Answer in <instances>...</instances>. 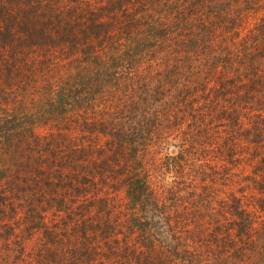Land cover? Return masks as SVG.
Here are the masks:
<instances>
[{"label": "trees", "instance_id": "trees-1", "mask_svg": "<svg viewBox=\"0 0 264 264\" xmlns=\"http://www.w3.org/2000/svg\"><path fill=\"white\" fill-rule=\"evenodd\" d=\"M259 7L258 10L264 12V0H0V166L14 172L15 163H18L34 171L40 187L44 188L45 183L49 187L50 191L47 188V193L44 192L47 202H31L34 198L43 201L34 191L37 195L26 193L31 198L26 201L28 205H23L27 207L26 214L33 212L43 220L33 222L35 226L32 227L47 235V253L49 239L53 237V253L57 250L58 255L61 254L64 230L53 233L45 226L48 225L46 220L53 225L62 224L61 228L71 223L75 243L65 257L67 264H93L92 247L86 243L90 235L96 237L97 250L100 249L98 244L107 241V237L114 238L113 243L118 241L108 223V212L104 215L96 210L85 216L83 211L69 209L70 206L77 208L75 201L78 198L87 202L85 207L90 211L107 204L109 198L103 189L82 199L83 189L72 181L74 175L71 173L68 178H71L72 188L64 186L67 181L61 173L72 163L67 158L66 147L72 146L71 138L78 136V131L84 135L104 131L110 136L104 147L120 153L119 159L116 153L112 155L115 160L120 162L121 156L126 155L121 161L126 175L119 179L125 183L133 205L150 203L159 207L161 213L168 204L167 199L162 204L158 201L146 180L148 175L142 174L143 162L138 157L142 137L140 126L121 134L122 127L134 117V103L141 94L130 91L139 77L135 67L140 58L147 57V66L154 65L156 70L151 71L144 82L145 97L154 91L161 97L174 95L176 98L163 112L170 122L164 132L179 133L180 114L184 116L186 110H195L193 105L185 103L192 91L182 88V80L191 84L201 80L202 92L208 87L215 98L223 97L222 100L229 102L225 105L211 96L209 101L203 99V103H199L195 112H200L202 120L213 114L222 117L224 135H214L219 146L210 148L211 153L214 152L211 159L204 153L199 158L183 152L170 157L171 168L180 171L185 167L190 175L185 184L187 190L184 188L180 196L177 189L173 190L178 196H171L172 206L181 205L195 193L198 196H193V211L205 219L206 226H200H208V229L201 228L206 232L204 238V233L198 234L199 229L192 231L197 240L220 242L222 246L231 244L233 252L220 255L222 264H264V218L258 226L255 216L257 212L264 216V14L255 23L253 31L242 37V47H237L238 41L234 46L230 45L237 27L243 23V12ZM167 40L174 45L170 44V47ZM156 53L162 54L157 63L154 61ZM218 66L227 74L220 75L219 81L211 82L208 71ZM185 69L189 75L183 78ZM256 100L255 109L253 102ZM243 102L252 104L251 107L240 105L245 108L244 116L249 117L244 127L237 114L239 103ZM252 106L254 110L250 115L247 109ZM194 113L193 118L197 119L199 114ZM161 120L153 118L152 131ZM241 139L244 140L242 143ZM195 146L196 154L198 146ZM246 152L257 158L258 163V167L247 175L246 184H251V189H246V185L238 186L229 179L215 182L220 164L229 170L228 166H234L233 162ZM197 163L201 164V170L197 169ZM73 166L67 170H72ZM121 167H105L100 171L101 177L91 174L100 179L105 176V170L113 172ZM55 173L59 178L51 177ZM2 176L0 171V185ZM222 185H227L230 191L218 200L216 191ZM28 186L31 190L34 188L31 183ZM4 191L0 190V205L3 206L0 224L7 221L5 212L9 206L3 202L7 199ZM54 200L57 202L49 207ZM215 203H219V207ZM10 205L15 208L13 203ZM210 207H217L223 214L220 217L222 225L220 219L212 225L214 216L211 215L215 212L210 211ZM51 208L56 212L49 213ZM141 209L147 212V207ZM129 219L134 222L133 226L142 230L152 226L151 219L136 212L130 214ZM4 226L7 230L9 226L14 227L8 223ZM80 238H83L82 243L78 241ZM240 242L242 245L238 246ZM15 244L18 246L16 252L5 251L0 264H30L32 259L24 257L26 252L22 258L20 256L22 248H28L22 234ZM76 245H82V248ZM134 246L140 247L139 243ZM126 247L119 253L126 254L127 250L137 256L144 253L142 248L135 253L131 244ZM238 253L239 260L234 259L233 254ZM206 260L204 264H211L209 259ZM40 264L47 262L40 258Z\"/></svg>", "mask_w": 264, "mask_h": 264}, {"label": "rangeland", "instance_id": "rangeland-1", "mask_svg": "<svg viewBox=\"0 0 264 264\" xmlns=\"http://www.w3.org/2000/svg\"><path fill=\"white\" fill-rule=\"evenodd\" d=\"M258 9H260V7L257 9L252 8L249 11L243 12V16L245 15L243 23L240 24V27H237V34L233 40L232 38L230 39L232 40L230 45L234 46L235 41H238L239 44L237 47H242V37L253 31L255 23L258 22L264 14L263 11H259ZM168 44L174 45L169 41ZM161 55V53L157 54L154 58L156 63L160 61L161 57L159 56ZM146 58L147 57L142 60L140 58L138 65L135 67L139 77L136 79L134 85L131 86L130 91L135 95L138 91L141 94L134 103V110L132 111L134 117H131L128 120L126 127H122L121 134L125 135V133L132 131V127L140 126L139 128L142 137L139 140L141 141V144L140 150L138 151V157L143 162V166L141 167V171L143 172L142 174L148 175L146 180L148 181L151 189L155 191V197L158 198V201L162 204V201L167 199L168 204L165 209H161V213L159 212V207L153 206L150 203L146 206H140L139 204L133 205L131 198L127 195V187L125 183L119 179L120 177H124L126 175V173L123 172L124 168L121 162L126 158V155L121 156L120 162L115 160L112 155L116 153V157L119 159L120 153L104 147L108 141L107 139L110 138V136L104 131H98L91 133L90 135H84L82 132L78 131V136L74 135L71 138L70 142L72 146L70 148L66 147V151L69 152L67 158L72 160V163L66 166L65 170L61 173V176H63V178L67 181L64 183V186L68 189L72 188V185L70 184L71 178H68L69 173H71L74 175L72 181H76V184L83 189L84 195L81 197L82 199H87L86 197L88 194L98 190L101 191L103 189V193L108 195L109 198L107 204L102 205L103 207L101 206L102 208H93L91 211L85 207L87 202H82L81 199L78 198L75 201L77 208L70 206L69 209L72 208L74 210L77 209V211H83L85 216L94 214V211L96 210H100L104 215L108 212V223L111 226L112 233L114 232L118 241L113 243L114 238L107 237V241L104 240L103 244H98L100 249L97 250L95 235L88 236L86 243L92 247L91 263L93 264H204L208 261L206 259H209L211 264H222L223 262L221 261L222 258L220 255L221 253H227V251L233 252L231 244L224 243L222 246L220 242L209 243L205 239L197 240V237L193 235L194 232L192 231L194 229H199L198 234L204 233L202 236L204 238L206 236V232H203L201 228L208 229V226H200H206L204 217L193 211L192 204L193 201H195L193 197L195 196V193H192L193 196H190L188 200L182 202L181 205L178 204L177 207L172 206L171 203H173V198H171V196L174 195L175 198L178 195H181L184 188L187 190L185 184L190 178V175H187L188 172L185 167H183L180 171H176L175 168H171L173 165L169 160L171 159L170 157H173L175 153L178 152H183L192 158H199L201 153H204L206 157L209 155V159L213 158L214 152L211 153L210 148H212L213 145L219 146L213 137L214 135L221 137L224 135V131H222L224 126L221 125L222 122L225 121L222 120V117L217 118L215 114L202 120L199 114L200 112L195 111H197L199 103H203V99H205L206 102L211 99V96H213L214 99L221 101L223 97L215 98L213 95L214 93L209 92L208 87L206 92H202L203 84L201 83V80H196L194 83L196 86L190 82L182 80L181 82L184 85L182 88H189V90L191 89L192 91L191 93L187 91L189 94L185 103L193 105L195 110L192 112H190V110H186L184 112V116L180 114V126L175 124V126H178L177 132L179 133L174 134L173 132H164V127L169 125L170 122L164 118L163 112L171 106L170 101L176 98H174V95L161 97L154 91H151V93L145 97V90H143L144 82L148 80V77H150L151 71L156 70V68H153L154 65L147 66L149 61ZM208 72L209 77L212 79L211 82L219 81L220 75L224 76L227 74L223 71L221 66L211 68ZM186 75H189L188 69H185V74L182 75V77L184 78ZM1 87L2 85L0 86V89ZM243 88L244 87H242V89ZM222 102L225 105H229L228 100V103L224 100H222ZM243 103L244 104L239 103V106L244 105L245 107H251L252 105L245 104V102ZM254 103L256 109L258 104L257 100L254 101L253 104ZM244 109L245 108H243V106H240L238 111L239 113L237 112L238 115L240 114L238 120L242 127L246 126L249 120V117L247 118L244 116ZM229 110L230 107L226 110L225 114H227ZM247 110L250 111L251 115L254 110L253 106ZM193 113L199 114V117L194 119ZM154 117H158L162 120L158 122V125L152 131L151 127ZM183 130L186 131L183 132ZM188 136L190 137L189 140L187 139ZM243 141L244 140L241 139L240 142L242 143ZM194 144L198 146L196 154L194 153ZM123 148L126 150L125 144H123ZM128 160L129 163H132V158H129ZM199 161L200 160H198V162ZM207 162L210 164V161ZM73 164V169L67 170ZM233 164L234 166H228L229 170H226L225 166L220 164L217 167L218 175L216 176L217 179L215 182L229 179L234 180L238 186L246 185V189H251L252 185L246 184L247 175L251 174L258 167L257 158L246 152L245 156L238 158V160L235 163L233 162ZM110 165L116 168L122 167L114 170L113 172L111 170H105V176H102L100 179L97 175L91 174L96 173L101 177L100 171H103L105 167L107 168ZM200 165L201 164L197 163V169L200 168L201 170L202 166ZM85 167L90 169H86ZM0 171L3 174L1 177L2 183L0 185V190L5 189L3 195L7 198L6 200L3 199V202L5 204H9L8 208H6L8 211L5 212V214L7 213V221L0 224V258L5 255V251L6 253L13 252V250L16 252L18 246H16L15 241H17L18 236L22 234L25 238L26 245L28 244V248H22V252L20 254L21 258L23 257V253L26 252L24 257L27 258V260L32 259L30 264H40V258L47 262V264H67L64 261L65 257L69 252L68 250L74 248L73 244L75 243L74 231H72L70 227L71 223H68L66 226L64 225L61 228L62 224L53 225V223H49L50 220H46L48 225L45 226L52 229L53 233H59L64 230L62 236L59 234L62 237L61 254L58 255L57 250L53 253V247H55L53 237L49 239L50 249L47 253V235L42 230H35L36 227H32V225H34L33 222L43 220L33 212H28V214H26L25 208L27 207L23 206L28 205L26 201L31 198L30 194H26L27 192H32L37 195V193L34 192L37 191L40 195L38 197L43 199V201H39L37 198H34L31 202L37 204L43 203L44 201L47 202V196L44 195V192L47 193V188L50 191L49 187L44 181V188L40 187L37 183L38 177L34 175V171L20 166L18 163H15L14 172H11L10 169H6L2 164L0 166ZM49 172L52 173L53 171ZM11 175H13V177ZM10 176L12 178H10ZM210 176L211 175L208 177L209 179ZM51 177L56 179L58 174H51ZM29 183L34 185L32 190L29 189ZM3 186H5V188H3ZM14 188L15 193H13ZM58 188L63 187L59 186ZM176 189L178 190V195L173 192V190L175 191ZM229 191L230 189L227 185H222L219 189H217L216 197L220 200ZM23 195L25 196L22 198ZM197 196L198 195L195 197ZM56 202L57 201L54 200L52 203H49V207ZM10 203L14 204V209H12ZM206 203L207 202H204V204ZM218 204H216L217 207H219ZM142 207H147V212L142 210ZM217 207L208 208L210 211L215 212V214L211 215L214 216L212 225H216L218 219L223 216ZM2 209L3 206L1 204L0 211H2ZM131 211L138 213L143 218L151 219L152 226H149V228L147 227L145 230H142L139 226H133L134 222L129 219L130 214L133 213ZM53 212L56 211L54 208H51L49 213L52 214ZM62 212L65 216V210ZM255 216L257 217V225L259 226V224H261V219H263L264 216L260 214V212H257ZM4 223H8L9 225L12 224L14 227L9 226V229L7 230L5 229ZM219 223L222 225V219L219 220ZM23 232L28 233L30 236ZM82 239L83 238H80L78 241L82 243ZM134 243H139L140 247L136 249ZM129 244L134 247L132 250L135 251V253L139 252L138 249L140 250L141 248L144 249V253H139L138 256L137 254L134 255L133 252H130L129 250H127L126 254L119 253L121 250L127 248L126 246ZM241 245L242 243L240 242L238 246ZM76 246L77 248H82V245ZM249 249L251 251L250 246ZM239 253L233 254L234 259L239 260ZM13 257L14 256L9 259L12 260ZM77 261H79V258ZM68 262H70V259ZM17 263H19L18 259ZM71 263L72 262L69 264ZM21 264H23V262H21Z\"/></svg>", "mask_w": 264, "mask_h": 264}]
</instances>
